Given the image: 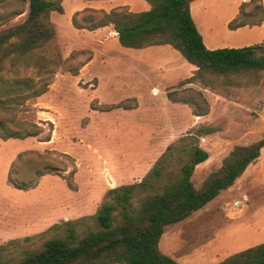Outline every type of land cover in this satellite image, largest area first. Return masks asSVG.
<instances>
[{
    "label": "rangeland",
    "instance_id": "obj_1",
    "mask_svg": "<svg viewBox=\"0 0 264 264\" xmlns=\"http://www.w3.org/2000/svg\"><path fill=\"white\" fill-rule=\"evenodd\" d=\"M82 4L64 0L63 13L50 12L54 38L25 59L6 63L2 72L9 81L25 78L45 87L21 103L0 92V131H37L0 138V247L8 255L39 247L58 233L55 224L93 216L108 200V189L140 183L164 158L152 188L136 186L132 195L159 190L165 171L176 172L195 141L178 148V140L197 128H212L197 137L208 153L191 176L197 188L234 145L264 134V70L228 81L218 76L214 89L180 84L191 65L179 52L127 48L108 38L102 45L96 37L103 32L71 24L77 8L79 23L88 13ZM26 9L27 1L0 0V28L21 20ZM223 31H217L222 38L237 37ZM262 241L264 146L231 186L166 226L158 245L179 264H216Z\"/></svg>",
    "mask_w": 264,
    "mask_h": 264
},
{
    "label": "trees",
    "instance_id": "obj_2",
    "mask_svg": "<svg viewBox=\"0 0 264 264\" xmlns=\"http://www.w3.org/2000/svg\"><path fill=\"white\" fill-rule=\"evenodd\" d=\"M21 1H27L24 17L0 28V92L13 93L11 100L16 103L39 95L45 87L35 86L30 79L9 81L3 78L6 63L25 59L52 40L55 28L50 12L63 13L61 0ZM145 1L149 8L139 12H131L125 7L109 11L85 7L82 11L88 13L83 15L82 23L75 18L78 11L71 15L70 21L74 28L84 30L111 25L122 47L169 45L195 66L191 75L183 78L180 84L200 83L214 89L213 82L218 76L228 81L227 76L264 70V38L249 46L209 49L190 14L189 5L193 0ZM22 12L23 9L12 11L10 16ZM263 19L262 0H247L239 5L227 27L234 30L260 25ZM211 131V127H200L178 140L177 143L189 139L195 141L189 142L179 169L165 171L166 180L159 190H145L135 198L132 195L136 186L152 188L154 180L161 175L164 158L140 183L108 189V200L93 216L55 224L53 227L58 233L45 238L39 247L22 251L19 257L5 254L0 247V264H179L159 249L158 242L165 227L181 221L231 186L259 157L264 146V134L249 144L234 145L219 168L197 188L191 179L194 167L208 157L207 151L199 146L197 137ZM36 132L19 133L2 128L0 138H21ZM177 143L173 150L184 146L182 143L177 148ZM15 187L23 188L22 185ZM216 264H264V241L235 251Z\"/></svg>",
    "mask_w": 264,
    "mask_h": 264
},
{
    "label": "crops",
    "instance_id": "obj_3",
    "mask_svg": "<svg viewBox=\"0 0 264 264\" xmlns=\"http://www.w3.org/2000/svg\"><path fill=\"white\" fill-rule=\"evenodd\" d=\"M244 1L247 0H193L190 2L189 10L191 17L197 30L202 36L204 45L207 48L243 47L262 41L264 38V19L260 25L242 26L234 30H230L232 33L237 34L235 35L237 37L229 39V37L226 36L225 38H222L217 33L218 30L224 33L223 30L226 28L228 29L227 23L236 15L239 5ZM145 2L139 0H84V4L80 5L79 8L89 7L109 11L112 8L125 7L131 12H139L149 8L148 3ZM262 2L264 4V0H262ZM61 3L63 6L64 0H61ZM76 10H74V12ZM86 32L90 34H94L95 32L100 34V32H103L104 35L96 37L97 42L102 45L106 43L107 38L117 39L116 32L112 29L111 25L102 26L94 30H86ZM230 41L233 43L231 44ZM148 47L158 48L163 52H172L169 49L171 48L169 45H155ZM190 65L189 74L186 77L190 76L192 71L195 69V66L192 64Z\"/></svg>",
    "mask_w": 264,
    "mask_h": 264
}]
</instances>
